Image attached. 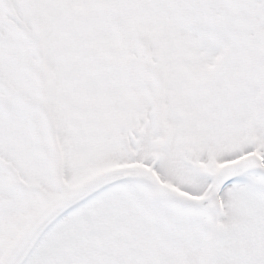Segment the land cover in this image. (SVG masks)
I'll return each mask as SVG.
<instances>
[{"label":"snow or ice","instance_id":"6c2138e0","mask_svg":"<svg viewBox=\"0 0 264 264\" xmlns=\"http://www.w3.org/2000/svg\"><path fill=\"white\" fill-rule=\"evenodd\" d=\"M0 264H264V0H0Z\"/></svg>","mask_w":264,"mask_h":264}]
</instances>
